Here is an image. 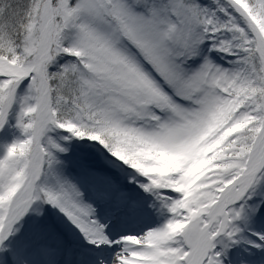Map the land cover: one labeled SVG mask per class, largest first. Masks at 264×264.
Wrapping results in <instances>:
<instances>
[{
    "label": "snow or ice",
    "instance_id": "snow-or-ice-1",
    "mask_svg": "<svg viewBox=\"0 0 264 264\" xmlns=\"http://www.w3.org/2000/svg\"><path fill=\"white\" fill-rule=\"evenodd\" d=\"M0 264H264V0H0Z\"/></svg>",
    "mask_w": 264,
    "mask_h": 264
}]
</instances>
